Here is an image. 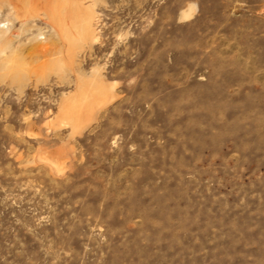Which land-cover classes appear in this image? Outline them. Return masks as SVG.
Returning <instances> with one entry per match:
<instances>
[{"label": "rangeland", "instance_id": "obj_1", "mask_svg": "<svg viewBox=\"0 0 264 264\" xmlns=\"http://www.w3.org/2000/svg\"><path fill=\"white\" fill-rule=\"evenodd\" d=\"M80 1L76 63L0 1V264H264V0Z\"/></svg>", "mask_w": 264, "mask_h": 264}, {"label": "bare ground", "instance_id": "obj_2", "mask_svg": "<svg viewBox=\"0 0 264 264\" xmlns=\"http://www.w3.org/2000/svg\"><path fill=\"white\" fill-rule=\"evenodd\" d=\"M0 1L7 4L15 19L23 25H26L30 20L41 17L48 19L49 27L55 39V43L52 41L53 49L47 47L50 40L44 36L45 33L37 36V41H41L43 46H36L33 49L42 48V50L48 52L47 54L52 51L55 52L54 54H59L61 49H65L68 50L70 60L76 63L80 50L85 46L95 44L98 40V34L94 25L95 15L92 11L88 10L91 8L84 10L80 0H43V8L35 6L33 0ZM20 36L22 37L20 33L12 31L8 28L7 24L0 22V45H4L3 49L0 50V59L8 57L7 49L15 46L17 44L15 40L19 39ZM43 54L45 53L43 52ZM102 95L103 88L101 87L85 90L84 94L85 97H92V99H97Z\"/></svg>", "mask_w": 264, "mask_h": 264}]
</instances>
